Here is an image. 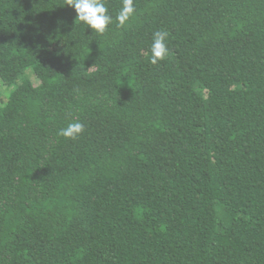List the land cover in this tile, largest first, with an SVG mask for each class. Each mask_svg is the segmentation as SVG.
<instances>
[{
	"label": "trees",
	"instance_id": "16d2710c",
	"mask_svg": "<svg viewBox=\"0 0 264 264\" xmlns=\"http://www.w3.org/2000/svg\"><path fill=\"white\" fill-rule=\"evenodd\" d=\"M104 3L0 0V264H264V0Z\"/></svg>",
	"mask_w": 264,
	"mask_h": 264
},
{
	"label": "clouds",
	"instance_id": "9594fccd",
	"mask_svg": "<svg viewBox=\"0 0 264 264\" xmlns=\"http://www.w3.org/2000/svg\"><path fill=\"white\" fill-rule=\"evenodd\" d=\"M69 6L78 14V19L94 30L97 34H103L113 22L108 13L104 0H69ZM135 12L134 0H123L122 8L116 16L120 27H124ZM166 33L157 31L154 33L151 44V63L157 64L168 55L169 49L165 41ZM84 131V125L80 122L69 124L58 135L68 139H76Z\"/></svg>",
	"mask_w": 264,
	"mask_h": 264
}]
</instances>
